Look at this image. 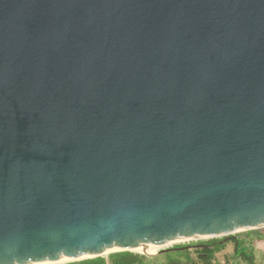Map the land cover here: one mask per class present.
<instances>
[{
    "label": "water",
    "instance_id": "water-1",
    "mask_svg": "<svg viewBox=\"0 0 264 264\" xmlns=\"http://www.w3.org/2000/svg\"><path fill=\"white\" fill-rule=\"evenodd\" d=\"M261 229L264 0H0V264Z\"/></svg>",
    "mask_w": 264,
    "mask_h": 264
},
{
    "label": "trees",
    "instance_id": "trees-1",
    "mask_svg": "<svg viewBox=\"0 0 264 264\" xmlns=\"http://www.w3.org/2000/svg\"><path fill=\"white\" fill-rule=\"evenodd\" d=\"M260 231L262 230L248 231L236 236L201 242L198 246H195L194 254L189 250L188 246H177L175 249H168L158 257H155L161 258L156 263H154V257L133 252H119L68 264H218L216 255L223 252L230 243L234 245L233 257L235 261H240L241 264L242 262L243 264L244 262L246 264H255L251 245L253 241L262 239ZM241 235H244L246 239H240Z\"/></svg>",
    "mask_w": 264,
    "mask_h": 264
},
{
    "label": "rangeland",
    "instance_id": "rangeland-1",
    "mask_svg": "<svg viewBox=\"0 0 264 264\" xmlns=\"http://www.w3.org/2000/svg\"><path fill=\"white\" fill-rule=\"evenodd\" d=\"M262 231L261 234H262V239L261 240H255L253 241L252 243V252H253V255L255 257V264H264V229H261ZM239 234H242V233H239ZM239 234H232V235H229V236H236V235H239ZM224 237H228V236H224ZM224 237H218L219 239L220 238H224ZM218 238H214V239H218ZM240 239H246L244 235H241L240 236ZM208 240H211V239H203V240H194V241H183V242H179V243H172V244H167V245H161V246H158L156 248V250L152 253H155V254H149V255H146V256H150V257H158L160 254L161 251L163 250H167V249H175L177 246H188L190 249V251L194 254L195 252V246H198V244H200L201 242H207ZM233 252H234V245L233 244H229L226 249L217 254L216 255V262L218 264H234V263H240V261H235L234 260V257H233ZM133 253H138V254H142L143 253H139V252H133ZM105 256H108V255H105ZM161 260V258H155L154 260V263L156 262H159ZM72 262H75V261H69V262H65V263H60V264H68V263H72ZM229 262V263H227ZM243 264V262H242ZM244 264H246L244 262Z\"/></svg>",
    "mask_w": 264,
    "mask_h": 264
},
{
    "label": "bare ground",
    "instance_id": "bare-ground-1",
    "mask_svg": "<svg viewBox=\"0 0 264 264\" xmlns=\"http://www.w3.org/2000/svg\"><path fill=\"white\" fill-rule=\"evenodd\" d=\"M177 243H179V242H177ZM158 246H161V245H159V244H157V245H155V244L143 245V246H140L138 248L132 249V252H139V253L151 255V254H155L152 252H154ZM65 262H69V260H63V261H60L58 263L60 264V263H65Z\"/></svg>",
    "mask_w": 264,
    "mask_h": 264
}]
</instances>
